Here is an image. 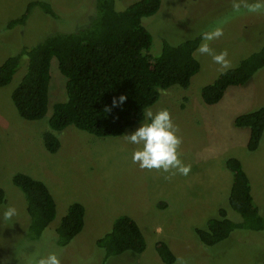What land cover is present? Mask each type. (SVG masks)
<instances>
[{
    "label": "rangeland",
    "instance_id": "obj_1",
    "mask_svg": "<svg viewBox=\"0 0 264 264\" xmlns=\"http://www.w3.org/2000/svg\"><path fill=\"white\" fill-rule=\"evenodd\" d=\"M30 1L0 0V64L47 36L80 28L96 14V0H49L57 17L35 8L26 25L8 28ZM136 1L117 0L116 9L124 10ZM143 25L153 37L148 51L152 56L161 53L164 40L178 44L218 27L223 30V36L207 42L212 54L195 51L201 69L189 87L161 90L159 100L145 110V114L169 110L182 140L178 158L190 166V172L142 169L133 162V152L140 146L129 143L125 134L146 118L115 137L100 138L75 126L55 131L61 147L50 153L42 135L51 130L48 120L55 103L68 99L67 78L53 57L48 113L40 120L24 119L11 95L26 72L25 62L12 82L0 88V187L6 193V202L0 205V264H38L53 253L61 264H164L155 250L159 240L176 254V264L180 260L185 261L181 264H264V231L235 229L229 238L209 247L194 230L205 227L225 204L232 185V173L224 165L228 156L242 161L254 200L264 212V137L251 153L247 150L250 129L234 125L238 115L264 105V68L246 84L229 87L216 104H206L201 95L203 86L264 44V0H162L159 11L144 17ZM225 51L227 67L213 59ZM26 59L22 57V62ZM17 172L45 182L56 199L57 216L40 236L31 234L25 195L12 180ZM75 201L86 208L85 226L66 242L56 228ZM10 206L17 214L5 221L3 212ZM123 214L140 225L145 250L126 251L104 261V250L96 240Z\"/></svg>",
    "mask_w": 264,
    "mask_h": 264
},
{
    "label": "trees",
    "instance_id": "obj_2",
    "mask_svg": "<svg viewBox=\"0 0 264 264\" xmlns=\"http://www.w3.org/2000/svg\"><path fill=\"white\" fill-rule=\"evenodd\" d=\"M116 1L96 0V14L90 22L76 30L47 36L0 64L1 88L12 82L26 62V72L11 97L21 117L40 120L49 110L51 62L53 57L58 59L60 71L67 78L68 99L55 103L48 120L51 130L43 132V143L50 153L58 152L61 147L55 131L69 126L100 138L123 135L127 128L145 120V110L159 100L161 90L174 85L188 88L201 69L195 51L205 32L178 44L164 40L161 53L152 56L148 51L153 37L143 25V18L157 13L162 0H138L121 11L116 9ZM35 8L51 17L58 15L51 1L32 0L7 27L26 25ZM25 56L27 59L22 62ZM262 68L264 44L236 67L227 69L212 83L203 86V101L208 105L220 102L229 87L246 84ZM122 95L126 97L124 103L113 106V100ZM234 125L250 129L247 150L255 152L264 137V105L238 115ZM224 165L232 173L225 204L216 216L207 220L205 227L194 229L199 240L209 247L229 238L235 229L264 231V212L254 200L251 181L242 161L228 156ZM12 180L25 195L31 234L40 236L57 216L56 199L45 182L27 173L17 172ZM5 202L6 193L0 187V205ZM85 216L83 203H71L56 228L58 235L71 242L83 230ZM96 245L104 250L105 261L126 251L142 253L146 242L137 221L123 214L114 219L111 229L96 240ZM155 250L164 264L178 263L176 254L165 241H157Z\"/></svg>",
    "mask_w": 264,
    "mask_h": 264
},
{
    "label": "clouds",
    "instance_id": "obj_3",
    "mask_svg": "<svg viewBox=\"0 0 264 264\" xmlns=\"http://www.w3.org/2000/svg\"><path fill=\"white\" fill-rule=\"evenodd\" d=\"M239 4H234L235 9H239ZM223 36L221 28H215L212 31L203 33V43L197 48L200 54H212V49L208 41L218 39ZM227 52L213 55L216 63L224 67L228 66ZM126 100L125 96H120L113 100V106H119ZM145 123L140 124L130 134H125V139L134 145L140 146L133 152V162L139 163L142 169H177L181 174L187 175L190 172V166L182 164L178 158V148L182 143L181 138L177 135L178 127L174 124L169 110L163 109L153 113L146 112ZM17 210L14 207H8L3 212V219L10 221L16 216ZM38 264H61L56 254H49L47 257L41 258Z\"/></svg>",
    "mask_w": 264,
    "mask_h": 264
}]
</instances>
